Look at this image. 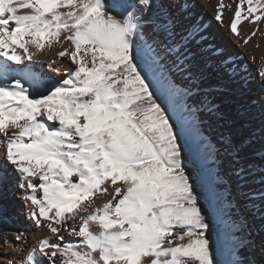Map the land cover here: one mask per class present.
Returning a JSON list of instances; mask_svg holds the SVG:
<instances>
[{
	"label": "snow or ice",
	"instance_id": "6c2138e0",
	"mask_svg": "<svg viewBox=\"0 0 264 264\" xmlns=\"http://www.w3.org/2000/svg\"><path fill=\"white\" fill-rule=\"evenodd\" d=\"M233 3L218 0L215 19L223 24L232 11L229 29L244 45L264 36V0ZM173 4L179 0H0V182L10 166L28 218L48 233L26 264H219L212 215L149 80L163 61L157 33L177 34ZM54 46L73 67L46 94L35 92L34 58ZM187 60L180 70L191 79ZM208 111L224 117L217 105Z\"/></svg>",
	"mask_w": 264,
	"mask_h": 264
},
{
	"label": "bare ground",
	"instance_id": "6f19581e",
	"mask_svg": "<svg viewBox=\"0 0 264 264\" xmlns=\"http://www.w3.org/2000/svg\"><path fill=\"white\" fill-rule=\"evenodd\" d=\"M224 2L232 4L234 10L233 0ZM217 3L218 0H179V5L167 9L177 18V34L169 38L157 33L155 38L161 44L163 61L155 73H149V80L158 102L167 110L180 135L184 165L200 202L206 214L211 213L214 218L212 237L219 264L233 258L248 262L250 252L261 264L264 260V77L259 73L264 67V36L258 34L244 45L229 29L232 11L225 9L223 24L215 19ZM238 27L243 36L252 31L247 22ZM47 49L34 58L36 62L32 65V72L45 88L63 79L73 67L67 57L58 58L61 48L51 47L52 54ZM185 56L188 57L185 63L191 66V79L180 70ZM8 83L11 84V79ZM211 104L219 107L223 118L208 111ZM210 134L214 138H208ZM225 137L234 144L228 145ZM3 152L4 142L0 138V160ZM3 171V177L9 172L12 178L0 182V264L8 261L26 264L32 245L48 233L46 229L38 231L28 218L18 175L10 166ZM8 182L10 188L5 190ZM226 186L237 194L233 206L225 195ZM109 198L99 197L96 202L99 205ZM250 221L255 226L250 227ZM241 223L246 225L245 231L241 230ZM21 233L26 240L17 243L15 236ZM241 239L248 244H242L232 257L230 252Z\"/></svg>",
	"mask_w": 264,
	"mask_h": 264
},
{
	"label": "rangeland",
	"instance_id": "374dc122",
	"mask_svg": "<svg viewBox=\"0 0 264 264\" xmlns=\"http://www.w3.org/2000/svg\"><path fill=\"white\" fill-rule=\"evenodd\" d=\"M168 10H169V9H168ZM170 11H171V10H170ZM47 50H48V49H47ZM49 50H50V51H49ZM49 50L46 51V52L49 53V54H52L53 51H51V48H49ZM32 87H33V90H34L35 92H40V93H44V94H46V90L48 89V87L45 88V87H43V86L41 85V81H40L39 79L33 81V83H32ZM210 136H212V138H214V135H212V134L208 135V138H210ZM211 141L214 142V145H216L214 139H211ZM194 160H195V159L192 158V161H194ZM2 172H4V171L2 170ZM4 178H6L7 180H9V178L11 179L12 176L9 174V172H8V173L6 172V175L4 174ZM10 183H11V182L6 183V185H5V190H9V188H10L9 184H10ZM224 192H225V195L228 197V200L231 202V205L233 206V205H234V204H233V202H234L233 198L235 197V195H237V194L235 193V189H233L232 187L228 188V187L226 186L225 189H224ZM202 197H203V196H202ZM232 206H231V207H232ZM0 207H1V206H0ZM212 219L214 220L213 217H212ZM254 223H255L254 221H250V222H248V224H249L250 227H251V226H252V227L255 226ZM2 240H3V242H5V239H2ZM249 260H250L251 262H253V264H259V263H257V261L255 260V258H254V256H253L252 252L249 253ZM260 263H261V264H264V260L260 261Z\"/></svg>",
	"mask_w": 264,
	"mask_h": 264
}]
</instances>
